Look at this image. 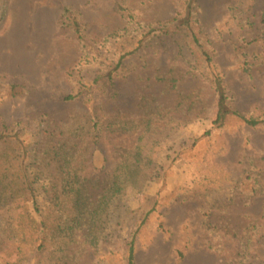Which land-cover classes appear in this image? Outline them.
Segmentation results:
<instances>
[{"label":"rangeland","instance_id":"1","mask_svg":"<svg viewBox=\"0 0 264 264\" xmlns=\"http://www.w3.org/2000/svg\"><path fill=\"white\" fill-rule=\"evenodd\" d=\"M217 78L259 126L214 125ZM134 234V264H264V0H0V264H128Z\"/></svg>","mask_w":264,"mask_h":264},{"label":"trees","instance_id":"2","mask_svg":"<svg viewBox=\"0 0 264 264\" xmlns=\"http://www.w3.org/2000/svg\"><path fill=\"white\" fill-rule=\"evenodd\" d=\"M69 9H65L63 11L64 15L68 13ZM76 34L79 35V37L83 36V31L78 22L74 23ZM214 89L215 94L217 98V117L215 120L214 125L218 128H222L225 126V122L227 121V118L229 115H233L235 117H238L242 119L248 126L250 127H257L259 126L260 120L256 118H246L241 112H239L237 109L233 108L230 103L229 96L227 94L226 86L224 82L220 78H217L216 81H214ZM72 97H68L67 100H71ZM127 127L124 128V132L126 133H132L137 136L134 141H132L131 145L128 146L125 152L126 158L125 162L122 164L123 168V175H119L116 177L114 184V188L111 190L112 196L119 195L123 192L124 186L126 183H132L137 180L136 176L141 174V170L143 169V161L142 159V153L145 148L144 145H142V135H145V126L143 129H140V127L136 126L133 132H131L130 123H126ZM114 125H108L106 128L101 123H91L88 138L87 141L90 145H94L97 142H103L107 145V140L110 142L111 140V134L115 133L114 131ZM110 146V145H109ZM132 146V147H131ZM131 147V151L129 150ZM56 157L60 154L58 151H55ZM73 156L70 154H65L62 158L64 159V165H67L68 159H71ZM68 158V159H67ZM24 195L27 196V201H29L32 204V208L37 213H40V209L38 207V203L36 201L35 192L34 190L29 186L27 190L22 191ZM30 225L27 227L28 231L23 233V236L26 238L31 237L32 235H38L41 232V227H39L35 221H30ZM44 224V223H43ZM40 229V232L38 231ZM26 230V229H25ZM24 231V230H23ZM26 234V235H24ZM135 242H136V234H134L128 244L129 250H128V264H134L135 259Z\"/></svg>","mask_w":264,"mask_h":264}]
</instances>
